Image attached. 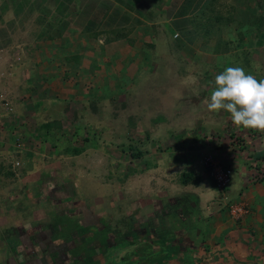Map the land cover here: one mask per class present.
<instances>
[{
	"label": "crops",
	"instance_id": "obj_1",
	"mask_svg": "<svg viewBox=\"0 0 264 264\" xmlns=\"http://www.w3.org/2000/svg\"><path fill=\"white\" fill-rule=\"evenodd\" d=\"M102 1L67 0L62 5L61 0H43L42 5L47 8L39 15L42 21L54 15L53 27L40 26L43 23L36 26L44 29L29 43L20 44L23 53L11 54V32H0V51L5 50L4 58L8 59L0 58V90L7 83L17 92L24 83L26 96L7 100L11 105L7 112L2 111L5 105L0 102V264H124L128 260L138 264L157 255L160 245H149L147 251L136 254L138 240L119 241L117 235L130 230L138 232L137 226L148 223L155 212L176 209L190 197L204 224L202 241L189 243L186 237L182 253H175L160 264H264V131L237 127L227 111L211 112L206 107L215 87L214 78L225 67L240 66L258 80L264 79V0H122L131 9L120 2L114 3L113 8L121 16L117 25L128 29L126 37L115 38L100 31L107 21L108 5L101 6L103 13L95 20L93 31H86ZM13 7L16 5L5 8L0 27L18 26L16 22L22 18L16 17ZM45 9L51 10L49 15L43 14ZM128 13L131 18L124 23ZM14 57L22 58L15 68L9 63ZM162 57L180 59L181 65L173 72L180 89L199 93L202 99L186 107L181 99L173 100L174 106L188 109L187 116L174 119L177 131L168 128L166 120L150 128L151 133L157 132L163 138L177 135L195 140V147L189 144V150L179 145L168 148L167 158H157L153 169L166 173L174 170L177 176L192 172L195 184L177 180L174 186L169 185L170 191L151 193L148 189L146 193L141 189L143 197L132 199L115 218L109 216L106 199L98 203L89 198L81 203L74 195L48 193V188L63 180L55 173L59 171L56 164L88 154L92 141L82 145L81 153L73 154L77 145L67 146V132L57 131L59 127L46 132L41 125L57 121L58 126H63L77 103L123 93L131 84H144L147 76L158 74L152 63ZM0 95L1 101L4 94ZM184 110H174V114ZM226 123L232 124L235 131L245 129L235 135L249 137L245 148L249 163L241 159L244 164L239 166L243 152L237 154L232 146L222 165L232 170L231 182L235 178L238 187L229 196L247 208V213L238 218L206 214L204 198L215 192L204 182L210 177L213 185V179L198 163L199 154L201 157L205 152L203 141L208 140L204 135L211 131L216 133L214 139L219 135L223 139L227 135ZM221 154L214 151L212 155L218 158ZM12 161L19 162V173L8 179L4 172L12 167ZM250 161L257 164L251 165ZM253 170L263 173L256 177ZM228 193L229 189L225 194Z\"/></svg>",
	"mask_w": 264,
	"mask_h": 264
},
{
	"label": "rangeland",
	"instance_id": "obj_2",
	"mask_svg": "<svg viewBox=\"0 0 264 264\" xmlns=\"http://www.w3.org/2000/svg\"><path fill=\"white\" fill-rule=\"evenodd\" d=\"M114 1L112 0L110 4L113 5ZM48 3H51V0ZM65 3H67V0H61L62 5ZM9 4L16 5V8L13 7V13H17L16 17L22 19H17L20 22H16L18 25L16 27H0V32L2 33L5 29L11 32L12 41L14 42L9 50L11 54L23 53L20 44L29 43L40 30L44 29L36 26L43 23L40 26L51 28L53 27L52 21H54L55 17L54 15L49 16V19L44 17V21H42V17L39 14H42L43 8H47L46 5H42L43 0H0V20L2 19L0 22H4L5 8ZM48 11L51 12L50 9ZM48 11L45 9L43 14L49 15ZM13 13L12 15H14ZM36 21L39 24H36ZM4 53L5 50L0 51V58H4ZM4 60L8 61L7 57ZM179 60L166 57L156 58L152 63V67L156 68L155 72L158 74L154 73L151 76H147L148 78L144 84L138 87L131 84L130 89L123 93H113L112 96H101V98H99L100 96H96L88 102L85 100L79 101L81 103H77L72 107L69 117L64 119V127L60 123L57 126L59 127L57 131L67 132L68 136L65 138L66 141L70 142V145H67L68 147L73 146V144L83 147L82 145L91 140L92 148L88 147V154H83L77 159L68 161L70 162L69 164L65 159H62V162L59 163L60 165L56 164L59 171L55 173H58L57 175H60L63 180H60L61 183L59 185L48 188L50 189L47 191L48 193L57 194L61 197H64V195L68 197L74 195V199L81 203L89 200V198L93 201H99L98 203H102L106 199V204H108V209L110 210L109 216L114 215L115 218L121 215L124 205H129V203L134 201L132 199L137 198V196L143 197L142 195L145 194L144 192L147 193L148 189H150L151 193L170 191L169 185L174 186L179 176H177V172L175 173L174 170H171L169 173H166L162 169L154 170L153 168L157 167L156 159L161 158L160 156H166L167 158L166 150L168 148L176 149L178 145L184 147L185 150H189L188 145H194L195 140L190 137L180 139L177 135L175 137L163 138L158 135L159 133L156 134L157 132L155 134L154 132L151 133L150 128H153L156 122L166 120L169 123L168 128L177 131L174 119H178L179 115L183 117L187 116L188 109L184 110V108L182 109L178 105L177 107L174 106L173 100L181 99L183 101L182 106L186 107L192 102L197 104L202 99L199 93L197 95L196 93L191 94L188 90L180 89L178 77L173 73L175 68L181 65ZM7 61V65L11 63V66L15 68L16 64L22 61V58L14 57L9 63ZM23 84L21 83L19 91L16 92L6 83L0 90V94H4L3 100L0 102L12 100V96L17 98V100L19 98H26ZM17 85H19V79ZM87 86L88 84L85 87ZM199 108L201 109L202 106ZM180 109L184 111L181 113L177 112L175 115L174 110ZM2 111L6 110L2 109ZM193 125L196 126V124ZM224 128L227 135L223 139H219L222 135L216 136L214 139L213 136L216 133L211 131H208L204 135L208 140L203 141L205 146L203 151L205 152L201 157L199 154L198 163L203 166V170L206 169L205 171L210 172L208 167L210 161L219 165H225V160L229 156L232 146L237 149L235 151L237 154L243 152V155L239 157V166H243L244 164L241 159L249 163L247 160L249 155L245 153V148L248 146L246 142H249V137L244 134L235 135L236 132H244L245 129H237L235 131L232 124L228 123L224 124ZM220 129L221 125L218 130ZM69 131L72 133L70 132L71 134H69ZM230 133L234 135L229 137L228 134ZM85 134L89 137L84 136ZM84 137L88 138L89 141H84ZM214 151L222 154L218 158H215L212 155ZM137 152H141V156L136 157L132 155ZM147 152L150 154L148 155ZM13 163L14 161L11 163L12 167L4 172V176L6 175L8 179L15 178L17 173H19L17 171L18 166L13 167ZM253 163L257 164L254 161H250L251 165ZM248 168L250 169L252 166H248ZM260 173H263V171L257 170V172H252L256 177ZM248 175L251 176L250 173ZM164 178L166 182H164ZM233 181L227 188L231 193L225 194V196L215 190L210 177L204 182L206 186L208 182V188L213 189L216 194H214L215 196L211 194L209 197L204 198V208L207 215L221 213L232 217L228 208L232 203H237V199L230 196L234 195L233 192L238 189L235 181ZM65 182L67 186L64 185ZM141 189L144 192H140ZM188 200L192 201L191 197ZM199 229L203 231L201 225Z\"/></svg>",
	"mask_w": 264,
	"mask_h": 264
},
{
	"label": "trees",
	"instance_id": "obj_3",
	"mask_svg": "<svg viewBox=\"0 0 264 264\" xmlns=\"http://www.w3.org/2000/svg\"><path fill=\"white\" fill-rule=\"evenodd\" d=\"M120 2L126 8L131 7L124 3L122 0H115L113 2ZM111 0H103L98 4L99 8L97 10L98 15L94 16L93 21L90 22L89 28L86 27V31H90L93 29V25L96 23L95 20L97 18H101L103 13L102 7L104 5H108L107 10L105 11V16H107V21L104 23L103 27H101L100 31L105 34H110L115 37H126V31L128 29L127 26L117 25V20H121L120 12L118 13L117 8H113V5L110 4ZM96 3V2H95ZM102 6V7H101ZM117 10V11H116ZM131 15L125 14L124 19L128 22ZM128 18V19H127ZM139 20V19H138ZM124 27V28H123ZM83 31H85L82 28ZM93 31V30H92ZM42 128L48 132L49 129L57 128L58 122H45L42 125ZM84 141H89L88 138L84 137ZM83 147H74L72 150L73 154H79L83 151ZM133 156L139 157L141 156V152H137L136 154H132ZM195 176L192 172H182L179 175L178 181L181 184L192 183L195 184ZM203 228V221L200 217L199 210L197 207L191 202H184L181 205L177 206L176 209L168 210L162 209L158 210L153 214L149 222H143L139 224L138 232L137 230H130L123 235H117V239L119 241H129V242H137L139 243V249H136L134 252L137 254L138 252L147 251L149 245H160L161 249L158 251L157 255L150 258H144L138 264H160L166 259L172 258L173 254H181L182 253V245L185 243V240L189 238V243L198 244L202 241V231H200L199 226ZM175 228H174V227ZM187 237V238H186ZM136 242V243H137ZM167 249V250H166ZM134 254V253H133ZM137 264V262H135ZM124 264H133L131 260H128L127 263Z\"/></svg>",
	"mask_w": 264,
	"mask_h": 264
},
{
	"label": "clouds",
	"instance_id": "obj_4",
	"mask_svg": "<svg viewBox=\"0 0 264 264\" xmlns=\"http://www.w3.org/2000/svg\"><path fill=\"white\" fill-rule=\"evenodd\" d=\"M214 84L206 102L209 111L225 110L235 126L264 131V79L229 66L215 76Z\"/></svg>",
	"mask_w": 264,
	"mask_h": 264
},
{
	"label": "built area",
	"instance_id": "obj_5",
	"mask_svg": "<svg viewBox=\"0 0 264 264\" xmlns=\"http://www.w3.org/2000/svg\"><path fill=\"white\" fill-rule=\"evenodd\" d=\"M176 34L174 35V37ZM3 100V98H2ZM5 110L11 111V105L7 103V100L4 102ZM19 165L18 161H15L13 163V167H17ZM208 167L210 169V174L213 179V186L217 192L225 196V193L227 191V188L230 186L231 180H232V170L230 168L223 167L222 165H219L217 163H213L210 161L208 164ZM229 212L233 217H240L247 213V208L239 203H232L229 206Z\"/></svg>",
	"mask_w": 264,
	"mask_h": 264
}]
</instances>
